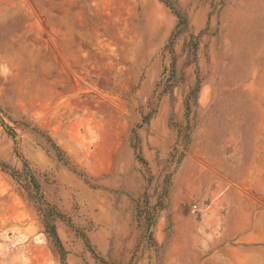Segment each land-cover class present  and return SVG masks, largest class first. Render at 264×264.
Here are the masks:
<instances>
[{
  "label": "rangeland",
  "instance_id": "obj_1",
  "mask_svg": "<svg viewBox=\"0 0 264 264\" xmlns=\"http://www.w3.org/2000/svg\"><path fill=\"white\" fill-rule=\"evenodd\" d=\"M0 264H264V0H0Z\"/></svg>",
  "mask_w": 264,
  "mask_h": 264
},
{
  "label": "built area",
  "instance_id": "obj_2",
  "mask_svg": "<svg viewBox=\"0 0 264 264\" xmlns=\"http://www.w3.org/2000/svg\"><path fill=\"white\" fill-rule=\"evenodd\" d=\"M192 209H193V210H196V209H197V204H193V205H192Z\"/></svg>",
  "mask_w": 264,
  "mask_h": 264
},
{
  "label": "bare ground",
  "instance_id": "obj_3",
  "mask_svg": "<svg viewBox=\"0 0 264 264\" xmlns=\"http://www.w3.org/2000/svg\"><path fill=\"white\" fill-rule=\"evenodd\" d=\"M81 21V20H80ZM35 240H37V241H41V238L39 237V236H37L36 238H35Z\"/></svg>",
  "mask_w": 264,
  "mask_h": 264
},
{
  "label": "trees",
  "instance_id": "obj_4",
  "mask_svg": "<svg viewBox=\"0 0 264 264\" xmlns=\"http://www.w3.org/2000/svg\"><path fill=\"white\" fill-rule=\"evenodd\" d=\"M55 236V238L57 239V236L56 235H54Z\"/></svg>",
  "mask_w": 264,
  "mask_h": 264
}]
</instances>
